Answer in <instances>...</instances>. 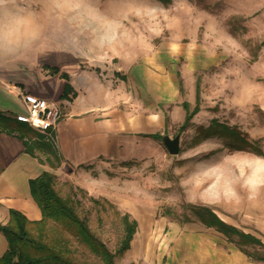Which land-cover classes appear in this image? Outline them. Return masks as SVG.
<instances>
[{
	"label": "rangeland",
	"instance_id": "rangeland-1",
	"mask_svg": "<svg viewBox=\"0 0 264 264\" xmlns=\"http://www.w3.org/2000/svg\"><path fill=\"white\" fill-rule=\"evenodd\" d=\"M129 2L154 10L153 15L129 16L111 48L89 51L53 45L47 52L71 53L72 61L85 58L81 66L118 79L116 69L129 76L143 75L142 87L132 81L125 84L132 90L134 109L137 104L150 111L163 109L165 126L153 133L171 138L179 134L180 153L170 154L161 138L143 135L141 144L126 150V161L100 163L97 170L75 177L82 187L56 185L60 181L55 175L56 190L73 202L79 216L88 219L93 233L112 251L124 237L125 208L130 205L142 212L138 218L129 212V219L146 221L154 230L169 222L196 230L201 223L190 207L207 206L264 243V156L232 151L228 139L216 135L204 139L199 131L215 118L264 151V0H245L243 7L236 0ZM34 64L46 70L42 61ZM184 101L190 110L196 105L200 109L180 131ZM17 106L22 107L19 102ZM58 107L62 112V105ZM48 139L54 147V140ZM210 232L226 240L215 229ZM246 251L254 259H264V244L247 246Z\"/></svg>",
	"mask_w": 264,
	"mask_h": 264
},
{
	"label": "crops",
	"instance_id": "crops-1",
	"mask_svg": "<svg viewBox=\"0 0 264 264\" xmlns=\"http://www.w3.org/2000/svg\"><path fill=\"white\" fill-rule=\"evenodd\" d=\"M37 56L42 63L57 67L59 73L50 74L48 69L42 68L38 70L34 66ZM70 57L74 58L64 52L50 57L46 50L30 54L25 64H18L17 60L0 61V111L14 115L26 111L22 100L13 96L9 89H21L35 97L48 98L63 108L53 134L52 148L33 140L30 142L32 149L28 151L22 140L0 132L1 224L8 222L11 208L21 211L31 221L42 219V211L31 195L29 181L43 171L57 176L60 183L56 185L82 187L84 185L78 183L75 177L97 170L100 163L126 161L123 159L126 150L131 149L133 144H141L140 138L144 133L160 131L165 126L163 109L150 111L147 107L141 109L140 104L134 109L132 90L125 84L132 81L142 87L146 81L143 75L129 76L125 71L116 69L115 74L120 80L97 69L81 66L85 58L82 62L72 61ZM61 73L68 74L69 80L62 78ZM67 82L73 91L69 99L62 100ZM18 102L22 107L17 106ZM45 139H48L46 135ZM125 210L134 218H138V211L142 212L141 207L132 205ZM137 222L130 247L115 256L114 264H264L248 257L235 244L213 235L210 232L213 228L202 224L196 230H190L186 225L169 222L158 224L154 230L146 221ZM43 231L70 260L79 264H106L99 255L89 249L83 250L84 245L71 240L69 232L60 226L49 228L48 225ZM7 248L6 237L0 231V256Z\"/></svg>",
	"mask_w": 264,
	"mask_h": 264
},
{
	"label": "trees",
	"instance_id": "trees-1",
	"mask_svg": "<svg viewBox=\"0 0 264 264\" xmlns=\"http://www.w3.org/2000/svg\"><path fill=\"white\" fill-rule=\"evenodd\" d=\"M159 1L168 5L172 0ZM44 68L48 69L50 74L59 73L57 67L45 65ZM61 77L69 80V75L66 73H61ZM72 91V86L67 82L61 99H69ZM196 99H199V85L196 88ZM182 105L186 110V116L180 131H183L191 123L193 116L200 109L199 105H196L193 110H190L187 101H184ZM199 131L204 139L215 135L228 139L227 146L232 151L247 150L264 156V151L259 144L249 141L235 127L215 118L207 127H199ZM0 132L22 140L28 151L32 149L30 142L33 140L37 141L39 145L53 147L52 143L45 140L44 133L36 131L27 122L17 119L16 115L11 113L0 111ZM143 135L154 139L163 138L158 132L144 133ZM55 178L54 173L43 171L39 176L29 181L31 195L42 211L41 220L31 221L21 211L11 208L8 222L0 223V231L8 243L7 250L0 256V264H79L70 260V257L64 255L62 249L55 247L47 238L48 235L43 231V228L50 222L69 232L79 243L103 258L106 264H114L115 256L130 247L138 225L137 221L130 220L128 213L124 214V237L115 253L111 252L106 244L93 233L88 221L79 216L73 202L58 193L55 188ZM190 208L199 223L221 233L228 242L235 244L251 259L264 262L263 258L254 259L246 251L247 246L264 244L256 234L229 224L207 206L191 205Z\"/></svg>",
	"mask_w": 264,
	"mask_h": 264
},
{
	"label": "clouds",
	"instance_id": "clouds-1",
	"mask_svg": "<svg viewBox=\"0 0 264 264\" xmlns=\"http://www.w3.org/2000/svg\"><path fill=\"white\" fill-rule=\"evenodd\" d=\"M236 4L243 7L245 0ZM153 11L129 0H0V61L27 63L30 54L53 45L89 51L111 48L129 16L153 15Z\"/></svg>",
	"mask_w": 264,
	"mask_h": 264
},
{
	"label": "built area",
	"instance_id": "built-area-1",
	"mask_svg": "<svg viewBox=\"0 0 264 264\" xmlns=\"http://www.w3.org/2000/svg\"><path fill=\"white\" fill-rule=\"evenodd\" d=\"M9 92L19 97L26 107L25 113L16 115L17 119L27 122L36 131L53 139L54 131L62 117L58 105L48 98L35 97L20 89H9Z\"/></svg>",
	"mask_w": 264,
	"mask_h": 264
},
{
	"label": "water",
	"instance_id": "water-1",
	"mask_svg": "<svg viewBox=\"0 0 264 264\" xmlns=\"http://www.w3.org/2000/svg\"><path fill=\"white\" fill-rule=\"evenodd\" d=\"M164 145L167 147L170 154L177 155L180 153V135H176L174 138L170 136H164L162 138Z\"/></svg>",
	"mask_w": 264,
	"mask_h": 264
}]
</instances>
